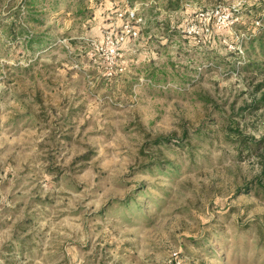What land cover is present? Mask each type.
Listing matches in <instances>:
<instances>
[{"label":"rangeland","instance_id":"1","mask_svg":"<svg viewBox=\"0 0 264 264\" xmlns=\"http://www.w3.org/2000/svg\"><path fill=\"white\" fill-rule=\"evenodd\" d=\"M263 27L264 0H0V264H264Z\"/></svg>","mask_w":264,"mask_h":264},{"label":"trees","instance_id":"2","mask_svg":"<svg viewBox=\"0 0 264 264\" xmlns=\"http://www.w3.org/2000/svg\"><path fill=\"white\" fill-rule=\"evenodd\" d=\"M138 32H140V29ZM254 40L259 41V43H260L259 46L262 47V49H264V42H263L264 41V27L261 30L260 36H257L256 38H254ZM29 43H30V40H26L27 46ZM263 99H264V97H263ZM228 136H229V134H228ZM237 137L238 138L231 139V140L236 141L239 145L248 146L250 149L252 148L251 146H253L255 143L254 139L249 137V136L247 137V136H243V135H241V136L238 135ZM166 139H168V138H165L164 140H162V138H159L158 142L163 143ZM194 242H195V240H194Z\"/></svg>","mask_w":264,"mask_h":264},{"label":"built area","instance_id":"3","mask_svg":"<svg viewBox=\"0 0 264 264\" xmlns=\"http://www.w3.org/2000/svg\"><path fill=\"white\" fill-rule=\"evenodd\" d=\"M132 16H133V14H132ZM135 22L137 23V20L135 19ZM135 27V26H134ZM133 26H129V25H126L125 26V29H126V34L123 36V35H121L120 36V38H119V40H118V47H113L112 48V50H113V52L114 51H116L118 54L117 55H119V53H120V51H121V49H120V45L122 44V42L123 41H125V39H126V37L127 36H132V37H135L136 35H137V30L134 28ZM115 52V53H116ZM171 262V264H182L181 263V259H180V257L178 256V254L177 253H175L173 256H172V260L170 261Z\"/></svg>","mask_w":264,"mask_h":264}]
</instances>
